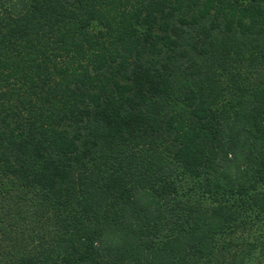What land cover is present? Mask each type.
<instances>
[{
	"label": "trees",
	"instance_id": "16d2710c",
	"mask_svg": "<svg viewBox=\"0 0 264 264\" xmlns=\"http://www.w3.org/2000/svg\"><path fill=\"white\" fill-rule=\"evenodd\" d=\"M0 264H264V0H0Z\"/></svg>",
	"mask_w": 264,
	"mask_h": 264
}]
</instances>
